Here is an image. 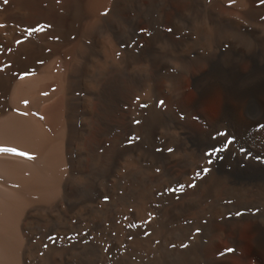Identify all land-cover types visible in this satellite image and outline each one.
Here are the masks:
<instances>
[{
    "label": "bare ground",
    "instance_id": "obj_1",
    "mask_svg": "<svg viewBox=\"0 0 264 264\" xmlns=\"http://www.w3.org/2000/svg\"><path fill=\"white\" fill-rule=\"evenodd\" d=\"M218 130L238 182L191 141ZM203 237L264 264V0H0V264H195Z\"/></svg>",
    "mask_w": 264,
    "mask_h": 264
},
{
    "label": "rangeland",
    "instance_id": "obj_2",
    "mask_svg": "<svg viewBox=\"0 0 264 264\" xmlns=\"http://www.w3.org/2000/svg\"><path fill=\"white\" fill-rule=\"evenodd\" d=\"M184 82L187 84L186 81ZM207 111L215 115L218 107L216 104H211L207 106ZM231 133L227 130H218L207 135H193L191 141L196 148L204 150L210 155L215 169L238 182L242 180L245 162H248L251 168L253 161L250 154L245 153L240 139ZM245 233L241 232V235L246 242L243 253L247 254L249 244H247L248 236ZM214 252L229 255L232 264H254L250 259L243 261L238 255L232 253L226 240L220 238L212 240L209 237L199 240L196 247L195 264H210V258ZM161 264H180V261L177 257L171 256L163 259Z\"/></svg>",
    "mask_w": 264,
    "mask_h": 264
}]
</instances>
